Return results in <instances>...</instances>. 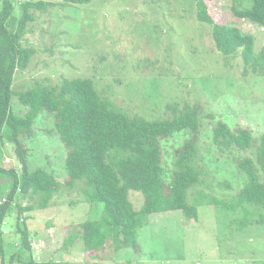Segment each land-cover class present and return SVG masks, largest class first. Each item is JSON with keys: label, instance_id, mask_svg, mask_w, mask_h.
Segmentation results:
<instances>
[{"label": "rangeland", "instance_id": "1", "mask_svg": "<svg viewBox=\"0 0 264 264\" xmlns=\"http://www.w3.org/2000/svg\"><path fill=\"white\" fill-rule=\"evenodd\" d=\"M11 1L14 14L10 21L14 22L21 16V3L26 0ZM45 1L56 5L45 12L35 11L23 35V46L35 52L28 67L16 71L13 112L22 115L27 111L17 92L40 83L58 84L64 78L81 77L93 79L103 96L131 116L167 118L172 116L168 104L199 103L202 112L197 147L204 175L189 189L187 197L197 206L198 217L188 219L181 210L152 213L138 229L136 247L115 249L110 240L105 248L86 252L80 223L98 218L104 205L96 206L88 200L84 180L67 183V150L52 115L43 110L33 124V134L24 138L28 165L31 170L44 168L52 172L62 187L41 209L39 196L18 191L2 228L6 264H21L18 260L30 255L18 232L23 222L29 228L31 253L40 261L264 264V210L252 204L230 210L220 202L234 197L247 182L236 160L254 156V149H221L213 141L217 121L231 128L247 127L256 138L264 134V74L245 73L247 66L240 53L226 57L216 49L209 24L197 17V0ZM205 2L217 22L236 24L242 32L253 35L256 53L264 48L263 26L237 16L233 0ZM2 8L0 0V11ZM189 136V130L184 129L163 140L167 180L172 176L174 151ZM2 165L22 171L11 145L3 152ZM129 198L139 211L144 194L131 189ZM5 199L2 190L0 203ZM21 206L32 208L19 216L17 208ZM245 217L253 222L239 230L238 220ZM1 260L0 253V264Z\"/></svg>", "mask_w": 264, "mask_h": 264}, {"label": "trees", "instance_id": "2", "mask_svg": "<svg viewBox=\"0 0 264 264\" xmlns=\"http://www.w3.org/2000/svg\"><path fill=\"white\" fill-rule=\"evenodd\" d=\"M92 0H62L63 3H89ZM53 1H22V14L10 21L14 14L11 0H3L0 11V191L6 193L0 203V253L1 264H6L3 225L20 190L23 195L32 192L39 196V209L45 208L61 183L44 168L31 170L24 138L33 134V124L45 110L53 117L54 126L67 150V183L73 185L84 180L88 200L97 206L103 203L100 216L80 223L81 239L86 252L99 251L111 240L115 249L136 247L138 229L152 213L181 210L188 219L198 217L196 205L187 201L189 189L201 182L203 167L197 141L200 131L199 103L168 104L172 116L148 119L128 114L109 97L103 96L91 78H64L58 84H36L17 92L27 106L25 114L13 111V89L16 71L26 69L35 52L22 44L34 12H45L55 6ZM200 21L211 28L215 47L226 57L240 53L247 70L264 74V48L256 53L254 36L241 31L238 25L217 22L208 11L205 0H197ZM237 16L249 18L264 28V0H233ZM188 129L190 136L174 151L173 170L166 179L163 166V140L174 133ZM213 141L221 149H254V156L237 158V165L247 175V182L230 199L220 200L225 209L237 210L252 204L264 210V134L254 137L252 130L238 126L231 128L223 121L213 126ZM11 145L21 165L7 168L2 165L3 152ZM7 180V182H5ZM225 184H228L227 182ZM144 194L142 208L137 211L129 198V191ZM20 206V205H19ZM28 207H18L19 216ZM237 221V220H236ZM262 222L261 219L257 220ZM253 220H238L243 230ZM23 246L30 252L21 264H64L53 260H37L33 254L26 222L18 228ZM73 239V237H72ZM14 261V257H12ZM17 262V261H16Z\"/></svg>", "mask_w": 264, "mask_h": 264}]
</instances>
